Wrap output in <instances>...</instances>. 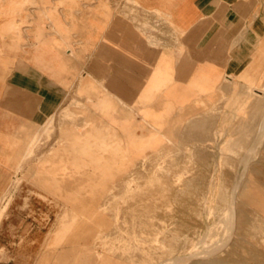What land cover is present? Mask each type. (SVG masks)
Wrapping results in <instances>:
<instances>
[{"label": "rangeland", "instance_id": "rangeland-1", "mask_svg": "<svg viewBox=\"0 0 264 264\" xmlns=\"http://www.w3.org/2000/svg\"><path fill=\"white\" fill-rule=\"evenodd\" d=\"M50 2L0 0V17H8L0 21L2 29L10 34L17 27L15 16L27 5L36 6V38L41 39L45 5L53 12L54 32H67L70 26ZM120 3L144 29L157 32L165 19L173 25L131 0H116V7ZM98 4L106 13L112 10L106 1ZM66 46L71 57L78 55L71 41ZM82 81L76 93L88 97ZM252 88L248 91L256 92ZM252 102L247 115L239 105L235 110L234 101H227L221 115L223 96L214 107L192 106L189 115L180 107L174 117H153L155 129L143 127L142 134L160 137L169 126L174 131L167 143L145 155L128 144L144 145L149 136L128 141L127 135L140 132L119 129L117 117L103 116L70 88L31 147L20 152L0 196V264H264V213L257 210L264 206L257 187L264 190V140L253 159H241L264 112V101ZM90 110L102 117H91ZM104 118L117 128H108ZM241 119L249 121L239 124ZM244 134L249 136L243 145H236L232 136ZM228 212L233 218V226L224 221L231 225L228 236L206 251L210 239L222 238L224 227L215 224ZM210 229L211 236L205 235Z\"/></svg>", "mask_w": 264, "mask_h": 264}, {"label": "crops", "instance_id": "crops-1", "mask_svg": "<svg viewBox=\"0 0 264 264\" xmlns=\"http://www.w3.org/2000/svg\"><path fill=\"white\" fill-rule=\"evenodd\" d=\"M50 1L56 4L60 20L70 26L67 32H54L53 12L50 15L45 5L41 39L36 38V6L27 5L28 10L15 16L17 27L10 34L0 25V196L20 152L31 147L36 132L70 88L82 101L89 99L103 116L117 117L119 129L128 132L147 126L154 130L153 117H174L180 107H186L189 115L192 106L214 107L223 96L221 115L227 112V101H234L235 110L241 106L245 115L256 103L252 100L264 101V0H131L153 18L158 13L172 22L160 20L157 32L137 25L123 3L116 7V0H101L112 9L110 13L99 0ZM67 41L78 51L75 57ZM81 77V89L88 97L76 93ZM249 85L256 92L250 93ZM260 115L251 135L254 141L241 159L254 158L263 144L264 112ZM90 116L102 117L92 110ZM105 118L107 127L115 129ZM248 121L241 119L239 124ZM173 131L169 126L160 137L129 134L128 141L141 134L140 140L150 139L145 146L129 142L128 148L137 147L147 155L167 143L168 132ZM248 136L232 138L243 145ZM246 181L257 185L250 178ZM257 210L264 213V206Z\"/></svg>", "mask_w": 264, "mask_h": 264}, {"label": "bare ground", "instance_id": "bare-ground-1", "mask_svg": "<svg viewBox=\"0 0 264 264\" xmlns=\"http://www.w3.org/2000/svg\"><path fill=\"white\" fill-rule=\"evenodd\" d=\"M253 89V88H252ZM263 117V116H262ZM262 119H264V118H262ZM260 122V121H259ZM257 124H259L258 125V127L260 126V123H257ZM263 125H264V123H263ZM263 125H261L260 127H263ZM264 128V127H263ZM262 128V129H263ZM259 131V130H258ZM258 131H257V133H258ZM262 131V130H261ZM261 133H264V131H262ZM261 136H262V134H261ZM260 136V137H261ZM235 137V136H234ZM257 141V140H256ZM255 141V142H256ZM255 142H254V144H255ZM258 143H260V142H258ZM250 146H251V144H250ZM250 148V147H249ZM253 148H255L254 146H253ZM252 149V148H251ZM254 150V149H253ZM247 151V150H246ZM251 152V151H250ZM249 152V153H250ZM246 153V152H245ZM248 153V154H249ZM244 159V162L245 163H247V160L245 161V157L243 158ZM253 159V158H252ZM243 162V161H242ZM245 163H243L244 165H245ZM245 167H246V165H245ZM236 184H237V182H236ZM238 185V184H237ZM237 185H236V187H237ZM234 190H235V188H234ZM60 192V191H59ZM224 214V213H223ZM231 214H232V212H231ZM231 214L228 212L227 213V215L226 216H224L223 215V217L219 220V222L217 223V224H215V227H217L218 229L219 228H222V227H224L223 228V230L220 232V236L222 237V238H220V239H210L209 241H210V243H209V241H208V243L210 244V246L208 247V248H206V251H210V250H214V246L215 245H217V247L219 246L218 244H220V243H222V240L224 241V237H227L228 236V233H229V231H230V226L231 225H227V224H225L224 223V221L225 220H231V224H232V226H233V218H232V216H231ZM215 229V228H214ZM212 232V229H210V231H208V232H206V234L205 235H207V236H211V234H209V233H211ZM91 233V232H90ZM215 233V232H214ZM213 234V233H212ZM214 235V234H213ZM218 237V236H217ZM201 239V238H200ZM200 245V244H199ZM201 246V245H200ZM216 250V249H215ZM200 254V253H199ZM189 255V254H188ZM201 255V254H200ZM221 256V255H220ZM179 264H181V263H179Z\"/></svg>", "mask_w": 264, "mask_h": 264}]
</instances>
